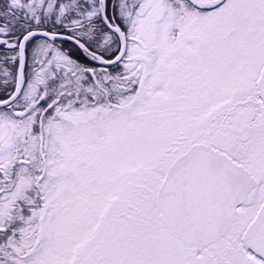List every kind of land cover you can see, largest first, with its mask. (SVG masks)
<instances>
[{"label":"snow or ice","instance_id":"1","mask_svg":"<svg viewBox=\"0 0 264 264\" xmlns=\"http://www.w3.org/2000/svg\"><path fill=\"white\" fill-rule=\"evenodd\" d=\"M0 264H264V0H0Z\"/></svg>","mask_w":264,"mask_h":264},{"label":"rangeland","instance_id":"2","mask_svg":"<svg viewBox=\"0 0 264 264\" xmlns=\"http://www.w3.org/2000/svg\"><path fill=\"white\" fill-rule=\"evenodd\" d=\"M65 47H67V46H65Z\"/></svg>","mask_w":264,"mask_h":264}]
</instances>
